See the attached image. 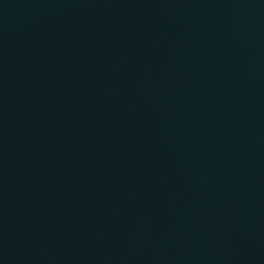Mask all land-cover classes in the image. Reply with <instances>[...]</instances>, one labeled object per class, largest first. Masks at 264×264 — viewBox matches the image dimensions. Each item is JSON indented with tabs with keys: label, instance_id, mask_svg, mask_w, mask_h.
Returning a JSON list of instances; mask_svg holds the SVG:
<instances>
[{
	"label": "water",
	"instance_id": "1",
	"mask_svg": "<svg viewBox=\"0 0 264 264\" xmlns=\"http://www.w3.org/2000/svg\"><path fill=\"white\" fill-rule=\"evenodd\" d=\"M0 264H264V0H0Z\"/></svg>",
	"mask_w": 264,
	"mask_h": 264
}]
</instances>
